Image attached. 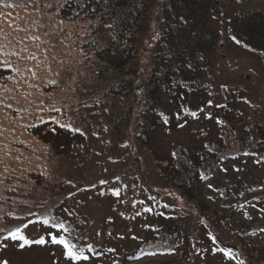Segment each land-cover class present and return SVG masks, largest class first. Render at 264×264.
Masks as SVG:
<instances>
[{
    "label": "trees",
    "instance_id": "trees-1",
    "mask_svg": "<svg viewBox=\"0 0 264 264\" xmlns=\"http://www.w3.org/2000/svg\"><path fill=\"white\" fill-rule=\"evenodd\" d=\"M195 1L200 4L184 3L186 12H178L174 0L0 2V247L13 241L9 233L17 228L20 233L14 240L24 245L44 239L42 228L49 227L82 249L84 257H101L81 227L58 211L60 206H69L65 202L69 193L91 181L74 176L65 163V156L72 154L75 164H86L89 156L73 151L89 136H99L96 140L104 147L91 154L100 172L105 162H116L112 166L118 169L122 158L123 167L135 170L125 171L138 174L142 165L132 160L148 156L156 161L157 176L164 181L161 190L186 201L195 200L200 184L228 159L247 156L264 163V117L247 123L242 120L249 108L245 104L248 96L243 94L246 89L230 84L224 87L227 100L218 103L217 135L198 146L177 144L162 158L151 150L153 127L164 123L175 128L190 118L184 108L181 120L166 123L159 109L162 90L182 98L191 89L203 90L205 83L197 72L206 74L211 67L208 53L218 39L206 26V14L214 12L215 1ZM233 16L231 21L216 17L225 28V37L256 55L264 70V10ZM107 28L110 38L103 39ZM198 58L203 63L195 69ZM188 70L196 74L189 75ZM259 90V85L252 89ZM200 201L194 228L189 222L179 230L157 224L150 231L152 224L147 222L143 231L148 236L125 258L170 253L174 256L171 264H205L214 255L231 264H264V250L244 242L247 234L256 233L264 223L234 227L229 218L207 207L203 196ZM170 205L177 209L175 200ZM205 216L214 227L225 223L233 232L237 230L234 241L233 235L228 238L214 230ZM34 225L41 229L39 234H31ZM203 227L208 230L207 238L199 236ZM203 240L208 244L201 245ZM60 247L70 258L64 246Z\"/></svg>",
    "mask_w": 264,
    "mask_h": 264
},
{
    "label": "rangeland",
    "instance_id": "rangeland-1",
    "mask_svg": "<svg viewBox=\"0 0 264 264\" xmlns=\"http://www.w3.org/2000/svg\"><path fill=\"white\" fill-rule=\"evenodd\" d=\"M193 1L195 3L193 5L200 4ZM213 1H215L214 12L206 14V26L214 30L218 40L215 47L208 53L211 66L209 72L206 74L201 71L197 72V77L205 83L204 89L200 91L191 89L184 98L172 94L169 89L162 90L160 94L159 109L160 113L166 117V123L172 124L176 120H181L184 108L190 115V118H185L175 128L168 127L164 123L152 128L150 133L151 150L156 156L161 155L159 156L161 158L177 144L198 146L218 134L217 119L220 111L218 103L227 100L223 97L226 94L224 87L229 84L246 89L243 94L248 96V99L245 100L247 103H244L248 104L249 108L241 115L242 120L247 123L253 119L264 117L263 67L256 55L237 48L227 38V35L225 37V28L221 27V23L216 18L222 15L231 21L236 12L248 13V11L259 8L264 10V0L233 2L211 0V2ZM188 2L191 0H174V5L178 7V12H186L182 6L184 3L187 6ZM189 14L188 12L187 16ZM102 38H110V29L107 28L103 31ZM202 61L203 58L194 61L195 69L201 66ZM187 74L196 73L195 70H188ZM255 85L260 86L258 93L252 91ZM206 97L212 104L205 101ZM182 102L184 103L183 107L181 106ZM249 102L256 104L251 105ZM254 113L259 117H253ZM95 121L96 119L91 120V122ZM234 122L237 121L234 120ZM239 124L241 123L239 122ZM93 138L95 137L89 136L85 142L80 143V146L83 147L78 146L73 151L75 155L79 152L89 156L84 166L83 163L75 164L72 154L65 156L67 168L74 176L89 177L91 181L88 185L77 188L76 192L69 193V196L66 197L68 200L65 201L69 206H60L58 211L63 214L65 219L71 222L75 221L81 227L88 242L100 250L101 257L89 256L80 261L66 258L60 244L51 242L52 237L57 236V232L49 227H43L44 244L25 243L22 245L14 239L3 242L0 247V264H4V262L6 264H117L114 259L128 257L134 252L135 246L146 239L148 235H144L143 225H146L147 222L152 224L150 231L157 224L167 230H179V227L183 228L189 222V224L192 223L190 228H194L198 219L195 216L199 215L202 196L207 200L203 201L207 207L215 209L218 215L229 218L228 222L234 227L246 223H264L263 162L260 163L247 156L222 162L213 172L212 177L196 189V199L186 201L183 197L177 199L165 188L161 190L160 185L164 184V181L160 176H157L156 161L148 156H145L144 160L143 156L139 157L140 161L132 160L135 165L138 163L142 165L137 170L138 174L125 171L135 170L133 166L123 167L122 158L119 159L121 166L118 169H115V165L112 166L116 162H105L103 165L105 168L100 172L99 167L93 163L91 154L96 155L98 151H103L104 147L100 145L99 140H96L99 136L96 139ZM25 140H23L22 146H24ZM150 159L153 160L152 163H150ZM155 184L160 188H157ZM157 199L161 200L155 203ZM174 200L177 203V209L170 205ZM179 204L181 205L179 206ZM178 212L181 217H177ZM165 213L168 215L167 217H164ZM207 219L214 230L221 232L219 233L221 236L225 234L229 238V235H233L231 239L234 241V234L237 230L233 232L230 228L225 227V223L224 227L222 225L214 227L213 221ZM224 220L226 222V219ZM128 223L129 226L130 223H133L129 231L125 230ZM258 227L256 233L245 236L244 242L249 247H260L264 250V224L262 227ZM30 230H32L31 234H39L41 231L36 225ZM198 233L201 238H207L208 230L204 228L201 231L198 230ZM203 241L201 245H206L207 241ZM124 258L119 260L122 261V264H171L174 256L169 253L143 258ZM205 264L231 263L223 262L214 255L208 257Z\"/></svg>",
    "mask_w": 264,
    "mask_h": 264
},
{
    "label": "snow or ice",
    "instance_id": "snow-or-ice-1",
    "mask_svg": "<svg viewBox=\"0 0 264 264\" xmlns=\"http://www.w3.org/2000/svg\"><path fill=\"white\" fill-rule=\"evenodd\" d=\"M0 2H2V0H0ZM47 222V221H46ZM54 227H56L57 225H53ZM60 228H63V225L60 224L58 225ZM20 233V229L17 228L15 229L13 232L9 233V236H11L13 239L17 238V235ZM20 239H25V237H23L22 235L19 236ZM27 242V241H26ZM52 243H57V244H61L64 246V248L66 249L65 251V255L70 257L72 260L76 261V260H81V259H87V257L83 256V252L82 249H77V246L75 244H73L71 241L67 240L64 236H53L52 237ZM34 243L37 244H44L45 241L43 238L34 241ZM4 264H6V262H4Z\"/></svg>",
    "mask_w": 264,
    "mask_h": 264
}]
</instances>
